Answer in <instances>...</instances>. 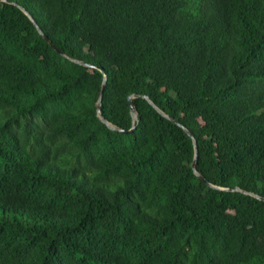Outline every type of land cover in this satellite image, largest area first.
Instances as JSON below:
<instances>
[{
    "label": "trees",
    "instance_id": "obj_1",
    "mask_svg": "<svg viewBox=\"0 0 264 264\" xmlns=\"http://www.w3.org/2000/svg\"><path fill=\"white\" fill-rule=\"evenodd\" d=\"M255 195L264 0H0V264H264Z\"/></svg>",
    "mask_w": 264,
    "mask_h": 264
},
{
    "label": "water",
    "instance_id": "obj_2",
    "mask_svg": "<svg viewBox=\"0 0 264 264\" xmlns=\"http://www.w3.org/2000/svg\"><path fill=\"white\" fill-rule=\"evenodd\" d=\"M30 19L32 20L33 24L35 25V27L37 28V30L40 32V34H42V36L44 37V39L51 45L54 47V45L52 44V42L47 38V36L42 32V30L40 29V27L38 26V24L36 23V21L30 16ZM56 51L58 52H61L58 48L54 47ZM77 61V60H75ZM81 64H86V65H91L93 66L92 64H87L83 61H77ZM100 69V68H99ZM100 71L102 72L103 74V77H102V82H101V88H100V92H99V96H98V99L96 101V112L100 118V120L105 124L107 125L110 129L116 131V132H131L133 127H131L130 129L126 130V129H123L115 124H112L111 122H109L107 119H105V117L103 115H101L100 113V101H101V96H102V92H103V89H104V86H105V83H106V75L105 73L102 71V69H100ZM135 96H141V97H144L146 98L153 106H155L154 103H152L148 96L146 95H138V94H130L128 95L127 99H128V104H129V110H130V114L133 118L136 117V114H137V109H136V106L132 100L133 97ZM156 107V106H155ZM157 108V107H156ZM158 109V108H157ZM164 116H166L168 119H170L172 122L176 123L177 125H179L185 132L186 134H188L191 139H192V142H193V146H194V156H193V161H192V168L194 170V172L196 173L197 177L204 180L205 181V178L199 174L196 170V157H197V149H196V145H195V141H194V137L190 134L189 130L180 122H178L175 118L171 117V116H168L166 115L162 110L158 109ZM234 189H239V188H234ZM257 198L259 199H262L264 200V197H261L259 195H255Z\"/></svg>",
    "mask_w": 264,
    "mask_h": 264
}]
</instances>
